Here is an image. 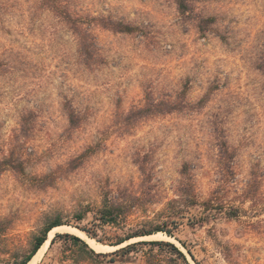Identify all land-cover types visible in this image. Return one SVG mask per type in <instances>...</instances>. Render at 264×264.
Wrapping results in <instances>:
<instances>
[{
  "label": "rangeland",
  "instance_id": "374dc122",
  "mask_svg": "<svg viewBox=\"0 0 264 264\" xmlns=\"http://www.w3.org/2000/svg\"><path fill=\"white\" fill-rule=\"evenodd\" d=\"M187 4L0 0V264L22 261L55 221L111 248L152 234L97 251L143 243L124 256L79 262L71 239L53 241L75 234L58 229L31 264H264V0ZM65 11L89 28L90 61ZM187 186L214 209L184 197L168 208ZM118 193L142 206L103 225L104 197Z\"/></svg>",
  "mask_w": 264,
  "mask_h": 264
},
{
  "label": "trees",
  "instance_id": "16d2710c",
  "mask_svg": "<svg viewBox=\"0 0 264 264\" xmlns=\"http://www.w3.org/2000/svg\"><path fill=\"white\" fill-rule=\"evenodd\" d=\"M178 4L180 6V9L184 12L189 11L191 8L188 7L187 0H178ZM64 18L65 21L69 24L71 30L73 33L77 36L79 40V52L80 55L85 58L86 61H90L93 59V52L91 51V47L93 46V43H89V38H90V30L88 27H86L85 23H83L81 17H75L72 15L70 12L65 11L64 12ZM214 18H209L207 20H202L200 22V25L198 26L200 32L204 35L207 34L209 30V24L211 22H214ZM116 32H127L130 30V27L124 24H119L116 25L113 29ZM259 69L264 70V65L261 64ZM175 110L177 108H174ZM173 109V110H174ZM66 110L68 111L69 115V121L70 124L74 127H77L80 124V117L78 113L75 111L73 107L70 105H66ZM171 112V111H168ZM225 151L222 153L226 157H231L232 158V153L230 152L229 148L224 149ZM222 152V151H221ZM232 168V167H230ZM187 169V166H186ZM185 173V171H184ZM185 198L184 201H186L187 207H192V206H199L202 205L206 210H212L214 209L213 205V200H206V201H201L196 194L194 190H192V187H180L178 189V199H174L168 203V208L171 207V205L179 203L181 200ZM142 206L141 198L138 196L130 195L127 196L123 193H118L114 195H105L104 197V203L102 208L98 210V220L103 224V225H112V226H119L123 223H126L130 215L140 208ZM220 206L224 208V204L222 203ZM221 207V209H222ZM181 209H178L177 214L181 212ZM86 218V210L85 211H79L78 214L76 215V222L80 223L84 221ZM174 226L178 225V221H173ZM63 225L60 221H55L53 223H50L47 225L39 235H37L34 238L33 246L31 249V252L25 256L22 261L16 263V264H30V262L33 260V258L37 255V253L40 251L42 246L46 243L48 240L49 233L57 228L58 226ZM79 227V225H78ZM80 228V227H79ZM83 231H85L90 237L97 238L96 233L93 231H90L89 229L86 228H81ZM156 231L154 232H160L164 231L166 232L167 235L173 236V232L171 228L168 229H155ZM152 233H133V235H128L127 237L123 239H119L117 242L113 243L112 245L114 246H119L127 241L139 237V236H144V235H150ZM57 238H67L71 239L77 246L80 248V254L81 258L78 260L79 262H82L84 260H96V259H101V258H107L111 256H119V255H126L128 254L133 248H135L139 244H143L141 242L139 243H134L132 245H129L125 248H122L120 250H117L113 253H98L96 250L91 248V246L82 238L72 235L70 233H65V234H58L53 241H55ZM101 242H105L103 240H100ZM151 244H158V245H164L167 247H170L174 251H176L180 256H182L184 259H186L184 253L180 251V249L173 243L170 242H165V241H154L151 242ZM183 246L186 248L185 244L182 243ZM190 254L192 255L191 251H189Z\"/></svg>",
  "mask_w": 264,
  "mask_h": 264
},
{
  "label": "bare ground",
  "instance_id": "6f19581e",
  "mask_svg": "<svg viewBox=\"0 0 264 264\" xmlns=\"http://www.w3.org/2000/svg\"><path fill=\"white\" fill-rule=\"evenodd\" d=\"M58 229L71 231L72 233H74L78 237L84 239L94 250H96L98 252H103V251H106V250L117 249V247H112L111 248V247H108V246H104V245L96 242L94 239L89 238L85 233H83L82 231L78 230L77 228H73V227H69V226H59V227L53 229L50 232V237H52L53 234H54V232L56 230H58ZM159 235H161V234H155L154 236H150L148 238L158 237ZM169 239H171V238H169ZM49 243H50V238L42 246V248L40 249L39 253L36 255V257L34 258V260H32V263H33V261L34 262H37V260L40 259V257L42 256V254L44 253V251L48 247Z\"/></svg>",
  "mask_w": 264,
  "mask_h": 264
},
{
  "label": "water",
  "instance_id": "95a60500",
  "mask_svg": "<svg viewBox=\"0 0 264 264\" xmlns=\"http://www.w3.org/2000/svg\"><path fill=\"white\" fill-rule=\"evenodd\" d=\"M59 227V226H58ZM170 237V236H169ZM120 246V245H119ZM117 247V246H116Z\"/></svg>",
  "mask_w": 264,
  "mask_h": 264
}]
</instances>
